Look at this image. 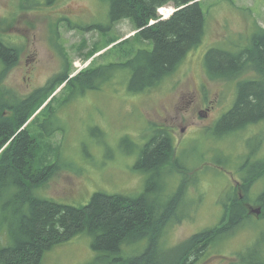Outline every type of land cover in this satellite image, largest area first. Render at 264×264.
<instances>
[{
	"label": "rangeland",
	"instance_id": "obj_1",
	"mask_svg": "<svg viewBox=\"0 0 264 264\" xmlns=\"http://www.w3.org/2000/svg\"><path fill=\"white\" fill-rule=\"evenodd\" d=\"M199 1L207 18L206 35L160 86L133 93L129 89L130 71H121L114 72L102 88L69 98L68 87L63 90L66 85L60 89L61 84L55 83L39 99L58 89L42 109L50 105L28 129L31 138L42 136L32 164L37 169L50 164L55 171L39 188L42 197L59 204L86 206L100 192L139 197L148 181L134 170L140 152L156 135L155 128L168 129L174 134L176 149L160 175L161 191L152 199L164 205L179 190L186 195L176 214L183 220L170 225L160 242L163 259L181 258L185 244L193 236L219 226L230 201L238 198L246 207L247 222L233 236L205 251L197 264H258L264 262V213L261 210L257 216L250 209L260 208L257 200L264 193V177L257 178L247 193L243 183L264 168V120L241 130L214 129L233 110L241 78L254 73L247 74V70L229 80L219 75L214 79L208 75L206 55L213 49L233 54L248 49L250 44L244 41L239 45L238 40L261 35L264 0ZM21 2L0 0V37L25 39L6 41L17 55L37 52L30 89L21 68L0 74V101L15 107L34 89L44 88L62 74V65L73 77L87 66L100 69L116 62V47L112 46L117 43L88 58L95 53L92 49L96 44L105 47L113 39L126 40L134 35L130 20L111 23L110 4L102 0H41L37 11L29 12V5ZM153 45L145 42L135 46L152 50ZM117 46L120 61L128 59V45ZM109 52L103 60L100 55ZM8 233L2 235L8 237ZM124 250L129 259L140 256L144 248L126 246ZM98 257L91 238L81 234L48 251L42 264H92Z\"/></svg>",
	"mask_w": 264,
	"mask_h": 264
},
{
	"label": "trees",
	"instance_id": "obj_2",
	"mask_svg": "<svg viewBox=\"0 0 264 264\" xmlns=\"http://www.w3.org/2000/svg\"><path fill=\"white\" fill-rule=\"evenodd\" d=\"M102 1L110 4L109 15L112 24L130 20L134 32L137 33L121 43L118 42L123 39L117 38L105 47L96 44L92 52L99 53L118 43L117 45L121 46L128 45V59L120 61L121 56L117 53L120 46L115 45L116 62L111 61L100 69L96 66L89 67L86 70L91 72L87 75L76 76L71 80V73L67 70L65 75L50 81L46 87L33 93L17 107L0 101V215L3 217L0 222V264H42L48 251L81 234L91 238L92 249L99 254L92 264H197L205 251L233 236L249 218L243 202L235 198L230 201L226 216L219 226L193 236L185 244L181 258L174 261L164 260L160 253V242L170 225L183 220L182 216L178 218L176 214L186 194L184 190H179L170 196L164 205L152 199L161 191L159 173L168 166L174 154L172 140L166 132H159L160 129L156 128V136L142 148L134 168L137 173L148 177L145 193L141 196L130 197L100 192L96 193L86 206L63 205L42 197L39 187L53 176L55 171L51 170L50 164L45 169L33 167L32 163L37 156H32V153L36 154L35 146L42 136L30 138L29 130L21 131V128L35 111L46 104L50 95L42 101L39 99L51 91L55 83L66 82L64 89L68 87L71 98L102 88L111 81L114 72L130 71V91L145 93L172 77L190 51L198 46L206 35L207 18L200 1ZM24 3L31 2L24 0ZM33 4L37 7L42 3L41 0H32ZM167 5H173L178 11L169 20L151 25V21L159 19L158 10ZM160 12L167 17L171 9L163 8ZM260 34L255 36L247 51L240 52L241 55L234 56L227 51L214 49L207 52L206 61L210 69L208 75L212 78L219 75L223 80L232 79L244 74L249 65H252L258 75L256 82L239 86L233 110L223 116L214 128L218 131L243 129L264 119L263 29ZM145 42H153V49L141 50L135 46H141ZM10 48L13 47L1 36V67H8L14 62L17 52ZM104 54L100 55L103 60L110 52L105 56ZM47 107L42 109L41 113ZM6 108L9 111L4 112ZM3 113H10L11 116H2ZM44 158L47 159V156ZM251 177L244 183V193H247L248 187L257 178L264 177V168ZM257 202L264 213V193ZM2 233H8V237H4ZM126 246L138 250L144 248V251L138 257L126 259Z\"/></svg>",
	"mask_w": 264,
	"mask_h": 264
},
{
	"label": "flooded vegetation",
	"instance_id": "obj_3",
	"mask_svg": "<svg viewBox=\"0 0 264 264\" xmlns=\"http://www.w3.org/2000/svg\"><path fill=\"white\" fill-rule=\"evenodd\" d=\"M30 2L32 3V0H30ZM27 8H28V12L30 11V10H34V11H37L35 8V5L33 4H31L30 5V7L29 6H27ZM10 18H8V19H6V20H9ZM16 38H18L20 41H25V39L22 37V36H20V37H16V36H10V37H8V38H6V40H4V41H7V42H14L15 40H16ZM256 37H254V38H252V39H240V40H238L240 43H239V45H243L242 43L244 42V41H246L247 42V45H249L254 39H255ZM6 42V43H7ZM8 45H10L9 43H7ZM11 46V45H10ZM10 50H12V51H14L13 50V48H10ZM30 53L31 54H28V55H26L25 57H23V56H21V55H15L14 56V62L11 64V65H8V67H5V66H3V68L2 69H0V74L1 75H3V74H5L6 72H7V70L9 69V70H11V69H18V68H21L22 69V71L24 72V74H25V76H24V78H23V80H24V82L25 83H28L27 84V88L28 89H30V87H31V81H32V79L35 77V70H36V64H37V62H38V60H37V58H36V55H37V52L36 51H30ZM97 57V56H96ZM2 57H0V59H1ZM259 65H257V67H258ZM85 69H87V68H85ZM61 70H63V72H67V68H66V66H64V65H62V67H61ZM246 70H248V72H247V74H250V73H254V75H250V76H247V77H245V78H241V81H239V83H238V93H239V86L240 85H242V84H245V83H249V82H256L257 80H258V75L257 74H255L256 72L252 69V65H249V66H247L246 67ZM89 72H91V70H86V71H81L80 73H79V77L80 76H82V75H87ZM73 74V73H72ZM58 77H60L59 75L58 76H56L55 78H58ZM70 76H69V80H70ZM96 83V82H95ZM35 92V89L33 90V92H32V94ZM30 97V96H29ZM231 108L233 109L234 108V101H233V103H232V106H231ZM2 116H6V117H9V116H11L9 113H4V114H2ZM223 118V117H222ZM221 118V119H222ZM264 119H261V120H258L257 121V123H259L260 121H263ZM256 124V123H255ZM248 126V125H247ZM246 127V126H245ZM185 130H186V128H184L183 129V131L182 132H185ZM241 130V129H240ZM161 131H163V132H166L167 133V135H168V137H169V139L170 140H172V142H173V148H174V153H175V149H176V147H175V138H174V134L171 132V131H169L168 129H160L159 130V132H161ZM156 136V135H155ZM155 136H153L152 138H154ZM33 137V136H32ZM31 138V137H30ZM32 156H38L37 154H33L32 153ZM172 156H174V154H172ZM178 160V158L174 161V165L175 164H177V161ZM134 163H136V161L134 162ZM35 168H36V166H35ZM163 170L164 169H162V171L159 173V178H160V175H162V172H163ZM146 176V175H145ZM147 177V176H146ZM243 185H244V183H243ZM249 207L251 208L252 206L251 205H249ZM251 210V212H253V211H255V210H252V209H250Z\"/></svg>",
	"mask_w": 264,
	"mask_h": 264
},
{
	"label": "bare ground",
	"instance_id": "obj_4",
	"mask_svg": "<svg viewBox=\"0 0 264 264\" xmlns=\"http://www.w3.org/2000/svg\"><path fill=\"white\" fill-rule=\"evenodd\" d=\"M195 2H198V0H195ZM167 6H172V7H167ZM167 6H164V7H162V8H160L159 10H158V16H159V19L156 21V20H153V21H151L150 22V24L151 25H154V24H156L157 22H159V21H163V20H169L173 15H174V13L176 12V11H178V9L177 8H175L173 5H167ZM163 8H165V9H171V13L167 16V17H165L163 14H161V12H160V10L161 9H163ZM264 30V29H263ZM126 40H128V39H126ZM123 41H125V40H123ZM122 41V42H123ZM250 46H251V43H250ZM248 49H246V50H244V51H247ZM229 53H231V52H229ZM232 55H234V56H238V55H241L242 53H239V54H233V53H231ZM14 60V59H13ZM89 67L87 66V69H88ZM83 70H86V69H82V70H80L77 74H75V77L76 76H78L79 75V73L81 72V71H83ZM64 73L65 72H63L62 74H60L59 76H63L64 75ZM10 98H12V97H10ZM41 115V112L39 113V111H35L31 116H30V118L28 119V121L26 122V124H24L23 125V127L21 128V131H23V130H26V131H28V129H29V127H30V125L39 117ZM34 118V119H33ZM31 121V122H30ZM30 122V123H29Z\"/></svg>",
	"mask_w": 264,
	"mask_h": 264
},
{
	"label": "water",
	"instance_id": "obj_5",
	"mask_svg": "<svg viewBox=\"0 0 264 264\" xmlns=\"http://www.w3.org/2000/svg\"><path fill=\"white\" fill-rule=\"evenodd\" d=\"M261 210L260 209H257L254 211V213L258 216L260 214Z\"/></svg>",
	"mask_w": 264,
	"mask_h": 264
}]
</instances>
